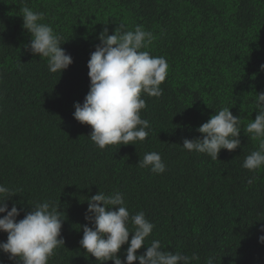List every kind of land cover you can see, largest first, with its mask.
<instances>
[{"label": "trees", "instance_id": "1", "mask_svg": "<svg viewBox=\"0 0 264 264\" xmlns=\"http://www.w3.org/2000/svg\"><path fill=\"white\" fill-rule=\"evenodd\" d=\"M25 5L43 12V23L65 41L73 63L62 73L24 51L31 39L22 28ZM121 23L153 33L147 50L166 58L168 74L161 96L142 94L148 137L100 150L88 136L91 126L73 117L74 103L89 91L87 61L98 34ZM261 65L264 0H0V184L17 192L8 206L24 209L18 220L36 201L59 205L65 244L48 264H100L79 245L87 199L98 191H119L130 215L145 213L154 224L145 245L158 239L163 251L200 257L191 264L208 257L214 264H264V169L248 186L254 174L242 167L255 142L241 130V146L221 149L216 161L182 148L224 107L241 118L242 129L255 119ZM153 151L166 165L163 174L137 165ZM0 262L15 264L2 251Z\"/></svg>", "mask_w": 264, "mask_h": 264}, {"label": "clouds", "instance_id": "2", "mask_svg": "<svg viewBox=\"0 0 264 264\" xmlns=\"http://www.w3.org/2000/svg\"><path fill=\"white\" fill-rule=\"evenodd\" d=\"M22 28L30 34V42L24 51L39 55L47 60L50 73L66 70L73 58L62 47V37L46 23L45 14L32 10L27 5L20 8ZM99 43L90 53L87 61L90 78L89 91L83 102H75L73 117L81 124L91 126L88 135L94 145L103 150L108 145H135L148 137L150 123L141 118V110L146 107L142 94L152 97L162 95L160 85L166 80L168 63L163 56H153L147 50L155 36L143 25L129 28L121 23L109 34L104 27L98 34ZM264 69V65H261ZM255 119H251L243 129L241 118L233 115L229 107H224L211 115L196 131L200 133L192 139L185 138L182 148L188 152L206 154L213 161L218 159L221 149L234 151L241 146V130L255 142L256 147L242 164L254 175L247 180L252 186L259 178L257 173L264 169V92L256 93ZM137 165L149 169L154 174H163L166 165L158 152H147ZM17 194L0 184V232L7 233V239L0 241V251L7 254L15 264H48L55 250L64 245L61 235L64 218L60 207L51 200L36 201L31 204L22 219H17L22 208L15 203L9 209L8 201ZM83 235L80 247L100 264H191L192 257L163 251L161 241L145 240L153 232L154 224L140 211L130 215L125 199L119 191L106 194L98 191L87 199ZM131 226V227H130ZM258 240L264 244V224L259 227ZM130 233H132L131 239ZM127 245L122 259V246ZM143 254H138L141 247ZM2 264V262H0ZM205 264H214V257H208Z\"/></svg>", "mask_w": 264, "mask_h": 264}]
</instances>
